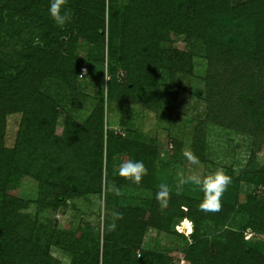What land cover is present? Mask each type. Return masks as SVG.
Listing matches in <instances>:
<instances>
[{"label": "trees", "instance_id": "16d2710c", "mask_svg": "<svg viewBox=\"0 0 264 264\" xmlns=\"http://www.w3.org/2000/svg\"><path fill=\"white\" fill-rule=\"evenodd\" d=\"M48 8L49 0H0V45L7 46L14 39L21 44L18 49L11 48L7 56L0 49V264H174L166 251H143L137 258L134 252L148 228L172 233L169 227L176 217L193 221L191 242L185 240L182 247L190 264H264V260L257 261L263 258L259 238L264 233V197L260 196L264 165L250 174L243 169L235 177L237 184L250 182L254 187L241 202H222L218 212H204L195 199L174 193L168 206L161 209L155 199L159 186L150 173L143 185L150 194L143 203L134 207L115 202L120 206L116 212L121 218L115 221V230L108 228L113 217L105 221L100 257L97 253L91 256L90 248L84 253L76 251V243H98L93 224L85 221L84 228H79L78 240L73 242L69 263H61L49 254L47 229L36 218H30L29 203H23L12 192L24 176L37 182L40 195L59 186L60 191L54 192L56 205L69 192L101 191V102H96L81 123L65 113L58 130L57 99L47 90L48 85L47 89L44 87L47 80H58L75 88L82 63V57L75 52L78 39L86 40L93 49L86 56L100 61L105 32L111 73L109 97L140 99L149 108H157L160 70L167 68L173 76L177 70L184 71L188 63L169 46H163L170 41V32L198 38L206 47V116L197 124L191 153L203 158L204 122L245 133L253 138V146L258 145L264 134V0L235 4L231 0H128L123 5L116 0H67L70 19L64 25L66 29L55 23ZM236 34L244 37L236 39ZM216 52L220 54L214 55ZM225 67L229 69L225 82L234 90L237 103L235 99L234 103L225 100L220 87L218 78ZM119 69L124 71L121 79L115 77ZM138 87H145L148 92H139ZM197 94L201 96L202 91ZM229 107L236 112L232 113ZM15 112L21 117L14 142L6 147V117ZM106 135V183L119 188L127 180L119 171H113V153L128 151L130 159L138 160L149 158L148 152L143 155L112 130ZM73 163L76 172L64 177L60 172L65 166L73 169ZM152 168L147 167L151 172ZM48 203L43 199L35 206ZM181 203L186 211L179 208ZM229 216L239 217L242 223L237 229L225 230L222 240H209L201 230L204 222L217 224ZM247 228L255 235L244 239ZM91 229L92 233H88Z\"/></svg>", "mask_w": 264, "mask_h": 264}, {"label": "rangeland", "instance_id": "374dc122", "mask_svg": "<svg viewBox=\"0 0 264 264\" xmlns=\"http://www.w3.org/2000/svg\"><path fill=\"white\" fill-rule=\"evenodd\" d=\"M128 0H116V3L123 5ZM233 4L246 0H231ZM250 25V23H249ZM66 29L65 26L61 27ZM239 31V28H236ZM236 39H241L243 35H235ZM66 38V37H65ZM34 38V42H35ZM21 44L14 39L9 45H0L1 53L8 55L11 48H20ZM163 46H169L172 52L188 60L184 66V71H175L170 75L169 69L162 68L159 74V87L157 93V108H149L144 105L140 99L132 97L110 98L108 95V83L111 79L109 70L110 60L107 54V33L104 34L103 50L101 51L100 61H92L85 54L88 50H93L91 45L84 39H78L75 52L82 57L80 66L86 67V72L82 75L80 70L77 74V84L75 88H69L58 80H47L44 89L52 93L57 99L59 112L56 117L58 130L63 125L65 113L70 114L76 121L83 122L89 115L91 109L97 101L102 104L103 120V145H102V166H101V191L99 193H81L69 192L60 205L54 204V192L60 191V187L50 188V193H38L37 182L31 176H24L19 179L17 187L12 191L23 203H29L27 211L30 218H36L44 229H47L49 236V254L61 263L71 261V250L75 247L73 242L80 236L79 228H84L85 221L93 224V231L97 234V246L92 243H76V251L82 253L92 249L91 256L96 253L100 257L103 241V226L105 221L111 220L113 213L120 207L115 202L119 201L123 206H136L143 203V198L150 194L143 185L150 178L152 173L153 181L157 186L167 183L170 189V198L172 193L186 196L201 202L203 192L200 187L194 183L188 182L180 184L181 176L199 175L203 177L206 174L215 172L217 169H223L226 174L232 177V182L222 196L221 202L245 200L247 192L254 187L250 182H239L237 184L235 177L243 169L255 171L262 169L264 165V134H261L260 143L253 146V138L245 133L237 132L233 129L220 125L204 122V140L206 143L203 158H199L198 164H193L186 156L185 152H191L194 133H196L197 124L203 121L206 116L205 96L207 89L204 77L207 75V59L205 58L206 47L195 37L188 38L183 34L170 32V41L165 42ZM170 50V52H171ZM168 52V55H170ZM219 53V52H218ZM216 52L214 55H218ZM93 54V51H90ZM220 54V53H219ZM1 55V54H0ZM181 62V59L178 58ZM229 69H223L222 75L218 78L221 81L222 91L229 102L236 100V94L225 82L229 77ZM117 79L124 77L122 69L117 70ZM223 83V86H222ZM227 84V85H225ZM201 90V96L197 91ZM139 92H148L145 87L137 88ZM233 95L231 96V94ZM231 104V103H229ZM234 106V105H233ZM230 108V107H229ZM235 113V109L232 111ZM21 113L15 112L6 117L5 146L10 147L14 142ZM206 121V120H205ZM112 130L119 134L126 143H133V146L139 148L143 155L147 153L149 158L143 160L147 167H153L152 172L148 170L140 184L126 185L119 187L118 198H114L117 193L113 186L106 183V137L107 131ZM69 161H76L65 157ZM128 151H115L111 158V165L114 172L119 171L122 162L129 160ZM136 159V158H135ZM69 161H64L65 163ZM62 162V164H64ZM73 163V164H74ZM73 169L65 166L60 172L64 177L67 174H74L76 166ZM77 165V164H76ZM250 179L253 176H248ZM59 181V180H58ZM250 183V184H249ZM128 184V185H127ZM45 190V189H44ZM71 191V190H70ZM260 196L264 197V187L260 185ZM230 193V194H229ZM110 194V197L108 195ZM227 194V195H226ZM135 198V201H131ZM48 203L47 206H35L38 201ZM121 200V201H120ZM179 208L186 211V206L181 203ZM135 211V210H134ZM137 213V211H135ZM138 214V213H137ZM185 220L189 224H185ZM237 216H229L220 223L206 221L201 230L206 233L209 240H222L225 230H234L242 223ZM86 225V223H85ZM83 226V227H82ZM189 227L191 231H189ZM172 233L159 231L158 228H148L141 237L139 248L135 250V257L143 251L161 250L166 251L171 257V263L190 264L182 251L184 241L191 242L193 233V221L187 217H176L172 220L170 227ZM92 233V229L88 232ZM244 239L253 237L255 233L249 228L244 231ZM261 254L264 260V233L259 238ZM94 245V247H92ZM97 250V252H96ZM84 253V252H83ZM249 258V256L247 257ZM256 261V262H257Z\"/></svg>", "mask_w": 264, "mask_h": 264}, {"label": "clouds", "instance_id": "9594fccd", "mask_svg": "<svg viewBox=\"0 0 264 264\" xmlns=\"http://www.w3.org/2000/svg\"><path fill=\"white\" fill-rule=\"evenodd\" d=\"M67 0H49V15L53 18L58 26L63 27L70 19V13L66 8ZM185 156L193 163L198 164L199 159L191 152H185ZM148 169L143 160L129 159L124 161L119 166V175L134 184H140L143 177L147 174ZM194 183L200 187L203 192V199L199 207L204 212H218L222 207L221 198L226 192L228 186L232 182V177L225 173L223 169H217L215 172L204 175L181 176L180 184ZM113 190L118 194L119 188L113 186ZM155 199L159 201L161 209L166 208L169 204L170 189L165 182L159 186L155 193ZM121 218L118 212L113 213V222L108 225L110 230L116 229V220ZM185 224L190 222L185 220ZM189 231L191 228L189 227Z\"/></svg>", "mask_w": 264, "mask_h": 264}, {"label": "built area", "instance_id": "2783aa9c", "mask_svg": "<svg viewBox=\"0 0 264 264\" xmlns=\"http://www.w3.org/2000/svg\"><path fill=\"white\" fill-rule=\"evenodd\" d=\"M85 72H86V68L84 66H81L80 67V74L82 75ZM138 256H139V254H138Z\"/></svg>", "mask_w": 264, "mask_h": 264}]
</instances>
